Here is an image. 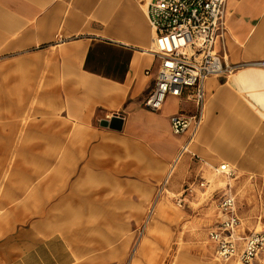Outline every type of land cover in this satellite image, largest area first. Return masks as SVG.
Wrapping results in <instances>:
<instances>
[{
    "label": "crops",
    "instance_id": "0c3cea01",
    "mask_svg": "<svg viewBox=\"0 0 264 264\" xmlns=\"http://www.w3.org/2000/svg\"><path fill=\"white\" fill-rule=\"evenodd\" d=\"M225 4L226 30L216 50L231 64L264 59V0ZM152 37L145 6L138 0H0V168L9 165L6 157L17 135H31L28 119L38 99L58 110L61 104L89 137L86 147H80L78 174L70 178L73 200L81 199L74 196L80 187L89 191L84 198L94 200L112 199V193L137 196L141 188L154 190V195L161 192V183H178L191 156L214 169L221 160L240 171L263 169L264 67L248 65L205 79L201 124L188 150L176 159L188 131L174 135L169 119L192 112L193 105L176 97H167L157 111L144 105L157 66L146 51ZM33 83L46 84L33 93ZM95 116L99 126L92 123ZM103 120L110 126L102 125ZM57 131L52 132L55 145ZM34 144L40 147L31 149L33 144L27 143L25 150L45 148ZM55 164L59 168L64 161ZM47 165L36 172L43 181L54 171ZM45 167L49 172L40 174ZM5 180L0 177V185L10 197L15 194L12 181ZM54 191L59 208V187ZM24 209L8 207L0 214V264H89V254L96 251L90 235H73L60 223L59 229H50L53 224L32 221ZM237 232L246 235L239 228ZM99 245L103 250L111 245L110 231Z\"/></svg>",
    "mask_w": 264,
    "mask_h": 264
},
{
    "label": "rangeland",
    "instance_id": "374dc122",
    "mask_svg": "<svg viewBox=\"0 0 264 264\" xmlns=\"http://www.w3.org/2000/svg\"><path fill=\"white\" fill-rule=\"evenodd\" d=\"M45 84L33 83V93ZM52 105L38 99L33 101V114L28 119L32 122L31 135H17L14 150L6 157L10 159L9 165L0 168V177L5 181L10 178L15 192L8 197L4 194V185H0V214L8 207L16 210L23 207L31 214L32 221L44 219L50 226L53 224L50 229L56 230V225L59 229L60 223L62 229L73 235H90L96 243V251L89 254L93 257L88 260L89 264H240L216 261L206 230L220 219L217 201L227 189L235 197L240 233L264 229V168L252 173L228 163L234 174L222 177L210 164L191 156L178 183L174 187L171 181L161 183L159 187L163 190L154 195V190L141 188L137 196L130 193L128 198H119L122 194L112 193V199L94 200L84 198L89 191H81L80 187L74 196L81 199L73 200L68 194L70 178L78 174L75 168L80 160V147H86L89 137L84 134L81 121L68 117L61 104L59 110ZM92 123L99 126L97 116L92 118ZM56 128L59 138L55 145L52 132ZM27 143L33 144L31 149L40 147L34 143L45 148L28 151L24 148ZM59 159L64 165L56 168L55 162ZM44 164L54 171L43 181L36 172ZM44 172L49 169L42 168L39 173ZM201 178L206 180L204 188L197 185ZM188 184L192 187L191 194L177 206L174 196ZM58 187L59 208L58 198L53 196ZM91 194H95L94 189ZM108 231L111 245L106 250L99 249V241ZM89 242L91 245V240ZM251 264H264V252Z\"/></svg>",
    "mask_w": 264,
    "mask_h": 264
},
{
    "label": "built area",
    "instance_id": "2783aa9c",
    "mask_svg": "<svg viewBox=\"0 0 264 264\" xmlns=\"http://www.w3.org/2000/svg\"><path fill=\"white\" fill-rule=\"evenodd\" d=\"M145 6L146 18L153 31L147 52L157 60L153 83L144 98V105L153 111L161 108L167 97L185 99L192 103L190 113L177 112L170 116L171 132L188 138L180 145L176 159L188 149V143L201 124L205 102L204 81L209 76L229 75L246 62L227 63L215 44L223 43L226 30V0H138ZM149 70H145L148 74ZM216 171L232 176L228 163L218 164ZM197 185L206 186L201 178ZM192 191L191 185L174 196L181 206ZM223 217L207 229L206 237L213 245L215 259L251 264L264 252V229L239 235L240 221L235 214V198L223 193L217 201Z\"/></svg>",
    "mask_w": 264,
    "mask_h": 264
},
{
    "label": "bare ground",
    "instance_id": "6f19581e",
    "mask_svg": "<svg viewBox=\"0 0 264 264\" xmlns=\"http://www.w3.org/2000/svg\"><path fill=\"white\" fill-rule=\"evenodd\" d=\"M248 65L264 67V59H261V60H255V61H247V63H246L245 65H243L242 67H244V66H248ZM225 163H226V162H225ZM219 164H221V163H219Z\"/></svg>",
    "mask_w": 264,
    "mask_h": 264
},
{
    "label": "water",
    "instance_id": "95a60500",
    "mask_svg": "<svg viewBox=\"0 0 264 264\" xmlns=\"http://www.w3.org/2000/svg\"><path fill=\"white\" fill-rule=\"evenodd\" d=\"M101 123H102V125H104V126H110L107 120H103Z\"/></svg>",
    "mask_w": 264,
    "mask_h": 264
}]
</instances>
